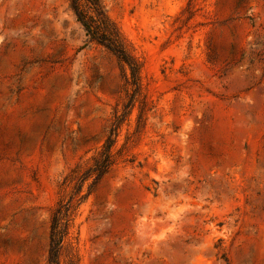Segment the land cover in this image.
Listing matches in <instances>:
<instances>
[{"label":"rangeland","instance_id":"374dc122","mask_svg":"<svg viewBox=\"0 0 264 264\" xmlns=\"http://www.w3.org/2000/svg\"><path fill=\"white\" fill-rule=\"evenodd\" d=\"M102 1L135 81L70 0H0V264H264V0Z\"/></svg>","mask_w":264,"mask_h":264},{"label":"trees","instance_id":"16d2710c","mask_svg":"<svg viewBox=\"0 0 264 264\" xmlns=\"http://www.w3.org/2000/svg\"><path fill=\"white\" fill-rule=\"evenodd\" d=\"M71 9L74 12L78 22L84 27L87 36L104 45L107 49L113 52L121 62L130 69L133 80L137 79L140 66L131 54L127 42L117 27V25L109 17L106 7L102 0H70ZM113 140L110 137L108 142L103 147V150L95 160V165L90 169L88 175L84 180L95 177L101 178L107 169L113 163ZM73 197L70 198L68 203L59 207L53 217L52 235H51V254L50 262L57 261V246L60 245V233L57 228L64 211H69L70 204Z\"/></svg>","mask_w":264,"mask_h":264}]
</instances>
